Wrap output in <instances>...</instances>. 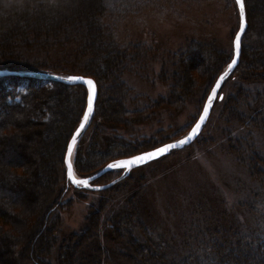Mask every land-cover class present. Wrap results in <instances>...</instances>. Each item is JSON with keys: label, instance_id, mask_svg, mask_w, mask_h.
Here are the masks:
<instances>
[{"label": "rangeland", "instance_id": "obj_1", "mask_svg": "<svg viewBox=\"0 0 264 264\" xmlns=\"http://www.w3.org/2000/svg\"><path fill=\"white\" fill-rule=\"evenodd\" d=\"M109 2L104 0L105 4ZM136 4L138 9L125 17L116 31L118 42L141 47V61L146 62L137 64L129 60L117 70L126 93L121 103L128 115L125 117L126 122H117L115 117L106 125L101 122V127L96 129L97 136H93L91 132L94 123H99L100 118L96 116L93 119L92 116L72 154L73 171L77 178H88L110 162L177 141L189 132L202 111L212 82L211 78L193 71L191 78L197 80L196 87L190 93L178 88L176 90L174 73L177 76L180 71L176 57L179 51L191 43H205L214 45L224 54L226 62L232 55L239 15L229 0H137ZM237 81L231 78L223 84L219 95L224 97V102L229 101V96L234 94L233 100H236ZM25 84L21 82L19 89L24 88ZM109 85V82L102 83L105 97ZM256 87L264 89V84ZM72 93L76 94L75 91ZM172 97L176 99L170 104ZM219 103L220 100L216 99L206 124L192 144L181 150H172L164 157L131 170L125 179L102 191L75 188L66 179L65 167L60 164L61 157L56 161L57 147L75 118L73 113H67L61 106L57 105L56 110L67 117L65 124L58 127L56 134L53 133L56 137L54 147L48 149L42 146V149L36 151L33 137L29 134L27 142L11 138L7 143L0 138V168L5 164L9 173L21 176L30 183L23 186L24 191H18L12 197H6L13 191L3 184L0 213H8L15 219L20 233L24 230L33 234L30 242L32 246L40 237H47L44 241L40 239L43 242L40 254L38 249L29 253V246L28 251L24 252L23 261L17 263L18 259H14L8 249H1L4 252L0 254V261L9 262L13 258L14 264H40L37 261L40 256L47 264H125L127 254L138 255L134 247L138 248V245L145 243V237L153 241L158 238L166 240L173 253L181 257L196 250L200 244L214 246L213 238L234 240V234L230 233L232 229L247 234L255 225L256 217L252 207L257 201L264 200V172L260 170L264 168V127L260 126L258 119L256 129L253 128L254 121L248 126L229 124L227 110L224 113V107ZM105 104L114 107L111 101ZM241 105L239 103V112L245 116L253 105H258L254 109L260 110L264 117V99H258L257 104L255 100L251 101L250 108L246 105L244 109ZM85 107L86 99L84 111ZM79 108L72 101L70 111L76 112ZM24 111L30 112L29 109ZM36 114V111L29 114L31 123L37 122ZM83 115L84 112L80 121ZM235 117L233 114L230 116L233 119ZM30 130L29 125H21L11 133L18 131L27 134ZM53 136L47 135L44 143L52 141ZM91 144H94L95 149L88 148ZM148 148L151 149L145 150ZM251 152L259 155L254 157ZM114 154L121 157L112 161L108 159ZM76 156L83 168H87L88 159L92 163L110 161L94 172L84 169L83 173H78L74 167ZM28 161H33L38 172L35 183L30 176L32 170L28 168ZM43 161L47 166L43 165ZM15 166L23 167V176L14 169ZM109 172L115 175L103 180L98 177L90 186L107 185L120 177L123 170L111 169ZM62 179H66L65 182ZM53 181H56L55 185L57 183L54 188L51 187ZM43 184H49L47 190L42 188ZM4 190L10 193L6 194ZM42 193H46L50 202L52 200L60 204L54 212L46 214L45 225L38 224L37 220L46 201ZM26 203L30 205L29 209L24 207ZM17 207L21 211L16 210ZM97 211L100 213L95 216ZM121 211L128 212L132 222L130 226H124L120 236L113 233L108 223ZM92 215L97 226L87 231V226L93 224ZM136 217L141 219L140 223L146 231H141L135 221ZM129 232L135 237H130ZM82 234L84 240L76 246ZM23 251L20 250L21 253ZM91 255H96V258L92 259ZM116 256L126 262L117 263ZM102 257L105 258L103 263L100 262Z\"/></svg>", "mask_w": 264, "mask_h": 264}, {"label": "trees", "instance_id": "obj_2", "mask_svg": "<svg viewBox=\"0 0 264 264\" xmlns=\"http://www.w3.org/2000/svg\"><path fill=\"white\" fill-rule=\"evenodd\" d=\"M136 1L110 0L109 4H105L104 0H0V71L91 78L97 86V99L94 115L92 116L93 119L97 118L96 116L100 118L99 123L96 124L94 121L91 134L95 136L97 127H101L102 123L103 125L108 124L114 117L117 122H126L125 117L128 115L121 106L122 97L126 93L120 83L118 69L122 68L126 64L125 62H129V60L137 64L146 62L141 61L143 57L141 47L136 44L123 45L118 42L116 31L120 22L138 9L139 6ZM229 3H233L237 8L235 0H229ZM243 4L247 28L242 37L240 59L237 67L226 79V81L231 80V78L238 80L237 98L233 100L235 99L234 94L229 96L230 98L228 97L229 101L224 102L223 97V99H220V103L224 107V113L227 110L229 124L241 123L248 126L251 121H254L253 128L256 129L258 128L257 119L260 126L263 125L264 127L262 113L260 110L254 109L258 105H255V107L253 105L248 115L245 116V114L239 112V103L245 109V106H249L251 101L255 100V104H257L258 99H264V89L260 90L256 87L262 83L264 84V0H243ZM176 57L180 64V71L177 72V76L174 73V87L176 90L181 89L185 93H190L197 83V80L191 78L193 71H196L200 76L205 75L208 79L211 78L212 83L209 89H212L222 70L230 62L232 55L226 62V56L214 45L191 43L184 50L179 51ZM6 82H9V84ZM21 82L26 84L24 88L19 89ZM105 82L110 83L107 87V97L104 96L102 89V83L105 84ZM72 91H75L76 94H73ZM174 93L173 90L172 94L174 95ZM85 96V88L80 85H66L30 77H0V138L7 143L11 141V138H19V140L27 142L29 134L33 137L32 142L36 146V151L42 149V146L48 149L54 147L56 137L53 136V133L56 134L58 127L65 124L67 117L64 113L61 115L56 110V106L59 105L67 113H73L75 117L69 124L67 132L61 138L60 146L57 147L58 156L56 161L61 157L60 164L63 166L64 149L70 134L80 123V117L84 112ZM108 97L110 99L106 100L105 98ZM175 99L172 97L169 101L170 104ZM72 101L80 107L76 112L70 111ZM106 101H111L114 107L111 108L105 104ZM26 109H29L30 112H25ZM35 111L38 120L36 123H31L29 114ZM231 114L236 117L234 119L230 118ZM56 115H59V117L57 118ZM21 125L25 127L29 125L32 129L31 132L27 134H20L18 131L15 134L11 133L12 130L20 128ZM47 135L54 138L52 141L49 140V142L44 143ZM45 144H48V146L46 147ZM88 148L90 150L95 149L94 144H91ZM149 149L151 148L145 150ZM251 154L254 157L259 155L252 152ZM77 156L74 167L78 173H83L84 169L88 172H94L110 160L121 157L119 154L110 155L111 157L108 158L110 160L106 159L107 161H100L99 163H92L88 159L87 168H83L80 166ZM28 164V168L30 167L32 170L30 176L35 183L38 172H36L33 161H28ZM3 165L0 168V194L3 184L13 191L10 193V191L6 192L4 190L6 194L10 193L6 197H12L18 191H24L23 186L25 184L28 186L30 183L28 184L25 181L26 179L21 176L9 173L7 166ZM43 165L47 166L45 162ZM14 169H17L21 175L24 173L21 166H15ZM260 170L264 172V168ZM111 175L115 174L107 172L98 179L103 180ZM65 180L63 181L65 182ZM55 182L53 181L51 187L54 188L57 185V183L55 185ZM48 186L49 184H43L42 188L47 190ZM62 191L63 189H61V193ZM42 195L46 201L42 207V212L37 216L38 224H44L46 214L54 212L60 205L57 201L54 203L51 200L50 202V199L46 197V193H42ZM26 204L24 207L29 209L30 205ZM0 205H2L1 200ZM16 210L21 211L18 207ZM252 210L256 217L254 228L247 234L241 230L232 229L230 233L234 234V240L229 238L217 240L213 238L214 246L207 247L200 244L196 247V250L180 257L175 252L173 253L170 244L166 240L158 238L157 241H153L149 237H145V243L138 245V248L134 247L138 255L127 254V262L118 256L115 258L118 260L117 263L122 261L126 262L125 264H130V262H133L132 264L135 262V264H264V200L257 201ZM99 213L100 211H97L94 215L96 216ZM94 215L90 216L93 224L90 227L87 226V231H91L97 226V221L93 219ZM135 221L141 231H146L143 224L140 223L141 219L136 217ZM131 222L128 212L121 211L108 224L111 225L110 228L113 229L115 235L121 236L124 226H130ZM18 226L15 219L10 217L8 213L5 215L0 213V254L4 252L1 249H8L10 255L14 256V259H18L17 263L23 261L24 252L28 251L29 246V253L38 249L40 254L43 249V242L41 243V241L47 238L40 237L32 246L30 242L33 234L25 232L21 226L20 228L23 231L20 233ZM6 227H8L7 230L4 229ZM35 231L32 230V232ZM40 235L42 236V233ZM129 236L135 237L131 234ZM80 238L75 243L76 246L84 240V234ZM110 241H112V238H110ZM22 249L25 251L21 253L20 250L22 251ZM141 251L144 255L141 254ZM91 258L95 259L96 255H91ZM11 259L9 262L0 261V264H14L13 258ZM104 259L102 257L100 262L103 263ZM37 261L40 264H47L46 260L40 256H38Z\"/></svg>", "mask_w": 264, "mask_h": 264}, {"label": "water", "instance_id": "obj_3", "mask_svg": "<svg viewBox=\"0 0 264 264\" xmlns=\"http://www.w3.org/2000/svg\"><path fill=\"white\" fill-rule=\"evenodd\" d=\"M236 7H237L238 15H239V27H238V30H237L236 34L238 32L241 34V42H242V37H243V35H244L245 31H246V28H247V22H246V17H245V10H244V26H243V29H241L240 9H239V7H238L237 4H236ZM236 34H235V36H236ZM235 36H234L233 42H232V47H233L232 58H231L230 62L227 64V66L224 68V70L221 72V74L219 75V77L217 78V80H219L221 76H224L225 77L224 80L221 81L220 87L217 89V95L214 98V100L212 102V106L209 109V113H208V116H207L206 121L202 124L201 129L199 130V133H198V135L196 137H194L191 141H188L186 144L181 145V146H178V147H176V148H174L172 150H181L184 147L189 146L190 144H192L198 138L199 134L201 133L204 125L206 124V122H207V120H208V118H209V116L211 114V111H212L214 102L216 101V99H218V100L221 99L220 98L221 95H219V91L222 88V86H223L224 82L226 81V79L232 74V72L234 71V69L237 67V65L239 63V59H240L241 47H240L239 53L237 55L236 50H235V47H234V39H235ZM233 58H235L237 62L233 66L232 70H229L228 69V65L232 62V59ZM226 73H227V75H225ZM5 76L32 77V78H36V79H42V80H47V81H53V82L63 83V84H66V85H80V86L84 87L85 90H86V107H85V111L84 112H86L88 110V97H89L90 86L88 84L84 83L83 81H69L68 80V77L69 76L62 77V76H57V75H48V74H40V73H19V72L0 71V77H5ZM78 77H82V76H78ZM83 78L86 79V80L90 79L91 81H93V84H94L95 94H94V99H93V111H92V114L89 117V120L87 122H85V127L82 128V129H80V124L83 122V117H82L80 123L78 124V126L76 127V129L73 131V133H72V135H71V137L68 140L67 145H66V149H65V153H64V157H63V164H64V167H65L66 179L75 188H83V189H88V190H92V191H102V190H105V189L109 188L113 184H115V183H117V182L125 179L129 175V173L131 172V170H133L135 168H138V167H133L130 171H127V170L122 169L123 172L120 175V177H118L117 179H115L114 181H112L111 183H109L107 185L99 186V187H92V186H90V183L92 181L96 180V178L100 177L104 173L110 171L111 169L108 168V165L109 164L115 163V162L120 161V160L131 159L133 156L132 157H128V158H124V159H120V160H117V161H114V162H110L102 170H100L99 172L95 173L94 175H91L88 178H77L74 175L73 164H72V154L74 152L75 146L78 144V142L80 141V139L82 138L83 134L85 133L86 129L88 128V126L90 124V121L92 119V115H93V112H94V107H95L96 99H97V86H96V83L94 82V80H92L91 78H87V77H83ZM217 80L215 81V83H214V85H213L212 88L216 87ZM211 94H212V89L210 90L209 95H211ZM206 103H207V99H206L204 105ZM204 105H203V108H204ZM203 108H202V111H201L200 115L203 114ZM200 115H199V117H200ZM199 117L197 118L196 122L193 124V126L191 127V129L189 130V132L184 137H182L181 139H179L177 141L170 142V143H166L164 145L177 144L179 141L184 140L189 135V133L192 131V128L195 126V124L199 121ZM77 129H80L79 133H77ZM74 136L76 137L75 143H73V139H72ZM69 144H72V154H71L70 157H69V154H68V145ZM164 145H161L159 147H163ZM159 147H157V148H159ZM153 150L154 149H152L150 151H153ZM172 150H170V151H172ZM168 153L161 155L159 158L164 157ZM141 154H143V153H140V154H137V155H141ZM137 155H134V156H137ZM155 160H157V159H153V160L149 161L148 163H150L152 161H155ZM69 161L72 164V179H69V177H68V162ZM148 163H146V164H148ZM146 164H142L141 166L146 165ZM141 166H139V167H141ZM76 180H87L89 182L88 183V186L77 185L74 182Z\"/></svg>", "mask_w": 264, "mask_h": 264}, {"label": "snow or ice", "instance_id": "obj_4", "mask_svg": "<svg viewBox=\"0 0 264 264\" xmlns=\"http://www.w3.org/2000/svg\"><path fill=\"white\" fill-rule=\"evenodd\" d=\"M235 2L240 9L241 29H243V26H244L243 0H235ZM234 47L238 55L239 49L241 47V34L239 32L235 36ZM236 62H237L236 59L233 58L232 62L228 65V69L232 70ZM225 75H227V73ZM224 78H225L224 76H221L220 79L217 80L216 87L212 88V94L208 96L207 103L204 105L203 114L200 115L199 121L195 124V126L192 128V131L189 133V135L184 140L179 141L177 144H168V145H164L163 147L155 148L153 151H148L141 155L133 156L131 159L117 161L115 163L109 164L108 168L109 169H124V170L130 171L133 167H139L142 164H146L153 159H158L161 155L168 153L170 150L178 146L184 145L188 141H191L194 137L198 135L202 124L206 121L208 113H209V109L212 106V102L217 95V89L220 87V83L222 80H224ZM68 80L69 81H83L84 83L90 86L89 97H88V110L84 112L83 122L80 124V129H82L85 127V122L89 120V117L93 111V99H94V94H95L94 84H93V81H91L90 79L86 80L83 77H78V76H69ZM220 98L223 99L222 96ZM80 129H77V133H79ZM72 139H73V143H75L76 137L74 136ZM68 154H69V157L72 154V144L68 145ZM68 177L69 179H72V164L70 161L68 162ZM74 182L77 185H84V186H88V183H89L87 180H76Z\"/></svg>", "mask_w": 264, "mask_h": 264}]
</instances>
